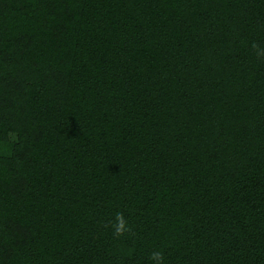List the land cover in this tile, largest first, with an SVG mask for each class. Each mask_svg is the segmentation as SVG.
Returning a JSON list of instances; mask_svg holds the SVG:
<instances>
[{"label":"trees","instance_id":"obj_1","mask_svg":"<svg viewBox=\"0 0 264 264\" xmlns=\"http://www.w3.org/2000/svg\"><path fill=\"white\" fill-rule=\"evenodd\" d=\"M253 44L264 0H0V264H264Z\"/></svg>","mask_w":264,"mask_h":264},{"label":"clouds","instance_id":"obj_2","mask_svg":"<svg viewBox=\"0 0 264 264\" xmlns=\"http://www.w3.org/2000/svg\"><path fill=\"white\" fill-rule=\"evenodd\" d=\"M253 48L257 49V55L260 57H264V50H259V45L253 44ZM116 225H115V231L114 235L119 238L123 236L126 232L132 231L130 227L127 226V222L124 219V216L122 213L116 214ZM151 259L156 261V264H163L164 257L163 254L159 251H155L151 255Z\"/></svg>","mask_w":264,"mask_h":264}]
</instances>
